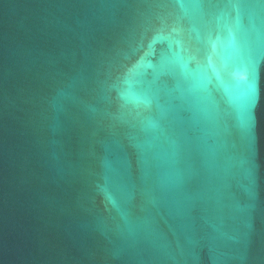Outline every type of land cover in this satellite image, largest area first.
<instances>
[{"label": "water", "instance_id": "95a60500", "mask_svg": "<svg viewBox=\"0 0 264 264\" xmlns=\"http://www.w3.org/2000/svg\"><path fill=\"white\" fill-rule=\"evenodd\" d=\"M0 264H264V0H0Z\"/></svg>", "mask_w": 264, "mask_h": 264}]
</instances>
